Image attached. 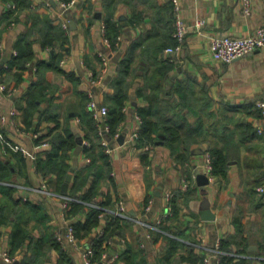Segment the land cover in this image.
I'll return each mask as SVG.
<instances>
[{
  "label": "crops",
  "instance_id": "1",
  "mask_svg": "<svg viewBox=\"0 0 264 264\" xmlns=\"http://www.w3.org/2000/svg\"><path fill=\"white\" fill-rule=\"evenodd\" d=\"M31 1L29 9L20 11L17 21L6 24L0 20V50L4 52V56L12 50L13 42L25 29L30 13L47 16L52 20L62 19L59 17L57 6L51 0ZM242 2V0H180L182 16L189 28L180 49L176 52L174 67L167 77L160 80L166 87L174 80H181L185 86L191 88L188 92L189 97L194 94L199 96L207 94L210 104L207 103L205 108L218 112L207 117L206 122L211 121V129L207 130V125L202 133L196 136L198 138L191 144V153L186 160L174 159L169 146L162 143L163 135H159L157 143L146 149L148 151L146 156L142 153L145 150L134 147L132 142L127 140L128 134L137 124L134 112L145 104L141 94H137V88L145 80L141 74L145 72L143 73L141 60L137 57L133 59L132 73L128 78L129 97L123 107L125 120L114 138L108 139L109 145L114 147L113 151L107 153L109 156L107 170L112 182L103 181L97 197L109 199L108 202L114 207L121 201L129 215L150 223H154L159 217L162 218V223L170 226L172 230L177 228L180 233L177 235L160 228L157 231L171 235L182 243L175 250L167 252L165 240L160 239L152 243L154 236L151 233L152 229L130 220L124 226L122 234H113L104 241L103 249L99 256H96L100 262L98 264H110L115 261L119 255L114 260L111 257L115 252L120 254L127 243L132 246L134 252L141 247L144 248L147 253L145 257L150 264H175L170 260L178 254L186 256L187 245L193 246L196 253L202 254L197 244H212L225 237L229 240V250L226 251L236 253L230 255L234 257L235 264H264V192L255 190L256 185L264 182V106L256 104L257 101L264 102V47H258L229 62L214 58L209 48V38L212 34L245 35L258 26L264 27V0H250L248 13L243 11ZM87 3L92 6L90 10L95 11V18L91 23L88 20L93 11L89 10ZM164 4H167L166 0H118L113 13L118 20L121 38L115 48H111L104 42L101 29L103 22L97 15L99 10L103 12V0H75L73 6L64 12L63 19H67L68 22L73 20L74 23L72 25L68 23L70 29L67 30L64 41L67 50L61 55L59 65L64 70L79 75L80 80L77 82L79 90L89 87L95 97L103 102L104 94L112 91L109 80L116 73L118 61L131 41L151 27L152 17L157 15L155 12L159 9H168V5ZM6 8L0 4V16ZM132 15L134 22H131ZM197 18L203 19L204 24L196 28L193 22ZM33 38L36 39L33 42L36 60H48L52 51L48 46H41V34L37 30H34ZM56 47L59 50L58 44ZM98 52L107 55L108 63L105 69L95 58ZM162 56H167L164 50ZM27 64L31 65L30 62ZM154 66L150 63L146 74H151ZM87 70L98 72L97 83L90 84ZM34 72L35 66L28 67L23 71L18 83L15 84L13 80L8 79L9 88L4 84L5 88L0 90V158L5 159L4 161L12 167L10 177L1 183L15 188L13 193L15 198L24 202L29 200L41 203L47 216L46 224L63 231L67 220L73 224L84 220L85 213L91 207H86L82 213L66 216V208L62 206L61 199L34 188L43 179L35 171L34 159L46 155L49 147L43 146L42 139L49 140L54 132L62 133L70 129L75 132L76 138L80 137L79 120L73 116L74 111L79 108V94L73 90L59 99V104L55 108L56 120L40 119L38 129L43 134L47 132V135L37 140L33 136V129L31 128V131L26 127L21 116L23 97L35 77ZM48 76L62 87L67 85L64 79L53 73H49ZM58 93V90L54 92L55 95ZM251 102L254 104L253 108H247L248 113H243L242 108ZM43 107L42 102L40 108ZM10 109H14L15 113L10 114ZM199 109V105L191 103L182 112L189 121L196 122ZM238 117H243V122L253 126L254 130L245 127L241 122H236ZM205 135L214 143L226 144L231 156L227 162L226 175L219 176L213 173L215 177L212 181H209L203 167L206 143L200 141V138ZM81 143L83 144L82 139ZM180 150H183L182 146ZM84 161L88 160L83 154L80 151L74 153L73 150V156L69 159L72 166L75 165L73 169ZM73 169L70 168L68 171L71 176L67 180V189ZM190 170L192 174L188 179L187 171ZM183 179L187 182L184 189L181 188ZM168 191H173V196L177 194L178 197L179 207L174 219L171 216H164L166 207L164 195ZM203 209H210L214 218L204 219ZM99 217L100 223L95 230H91L83 237L76 235L77 241L73 244L62 242L75 264H83L81 254L83 246L92 243L98 228H102L104 219L102 216ZM32 221L31 219L29 224ZM40 226L42 224L31 228V231L38 234ZM11 228L9 222L0 225V251L6 250L9 253ZM147 233L150 234L148 237ZM21 254L18 248L12 254V262L4 261L0 257V264H16ZM58 254V250L52 248L45 264H56ZM166 254H170L168 259ZM181 264L189 263L182 261Z\"/></svg>",
  "mask_w": 264,
  "mask_h": 264
},
{
  "label": "trees",
  "instance_id": "2",
  "mask_svg": "<svg viewBox=\"0 0 264 264\" xmlns=\"http://www.w3.org/2000/svg\"><path fill=\"white\" fill-rule=\"evenodd\" d=\"M10 1L16 4V8H6L0 16V20L5 21L6 24L17 21L19 19L20 11L22 9H29L31 0H2ZM118 0H103V12H97L100 19H102L104 30L103 37L107 38L111 43V48H115L117 35L120 33L118 20L114 17V7ZM168 5L167 10H157V15L152 17L151 27L143 34L134 38L125 53L120 58L116 66V73L109 80L112 87L111 92L104 94L103 103L107 105V114L104 123L107 124L108 130L99 128V122L93 117L91 110L87 108L89 96L85 90L77 88V82L80 80L79 75L73 71H66L59 65V59L64 51L67 50L65 46V39L67 28H63L61 21L57 19H50L47 16H40L37 13H30L28 15V23L25 29L18 35L13 42L12 50L7 54V59L0 66V80L9 88V81L13 80L18 83L21 79L23 71L28 67L35 66V77L30 86L24 94V105L21 106V116L27 128H32L33 131H39V136L35 139L47 135L38 129V124L41 118H49L56 120L55 108L59 104V99L70 91H76L78 96L79 108L74 111V118H79V129L81 130L80 137L75 136L72 130H65L64 132H54L50 140V147L46 151L44 157H37L34 159V168L37 173L42 176V181L48 184V187L54 192H62L70 196L78 197L80 200H70L68 207H65L66 216L74 215L75 213L84 212L88 207L89 202H97L103 207L112 209L109 199H101L97 197L99 194L100 184L104 181L112 182L109 176L107 166L109 165V156L104 151L100 142L101 138H114L115 134L119 132L121 123L125 120V112L123 110L124 104L129 97L128 84L129 77L132 73V62L134 58H139L140 64L143 65L144 83L137 88V94H141L145 104L136 109V112L142 119L139 129V136L137 139V146L149 145L153 146L157 143L159 135H163L162 143L169 146L175 160L184 161L191 153V144L198 138L202 131L207 128L211 129L209 121L206 122L207 117L217 114L212 110H208L207 103L210 100L206 95H192L189 97L188 88L181 82V80H174L169 87L163 86L160 78L167 77L168 73L174 67L175 62L169 56H162V52L167 45L174 43L172 36L173 32V14L172 3L166 0ZM52 6L51 3H48ZM92 9L91 4H86ZM67 11V10H66ZM91 12L93 10H90ZM95 11L92 12L89 23L95 18ZM134 14V13H133ZM131 22H134V16L131 17ZM34 30L41 34V46L46 47L52 51L48 60H36L35 51L33 49ZM56 44L60 48L57 50ZM4 56V52L0 50V61ZM98 61L100 58L95 56ZM30 62V66H28ZM153 63L155 66L151 74H146L148 66ZM139 66V65H138ZM93 76L96 78L97 71L93 70ZM53 73L59 78L64 79L66 86L62 87L52 81L48 74ZM10 79V80H8ZM188 83V82H187ZM58 90V95L54 92ZM50 92V94H48ZM192 99V101H191ZM43 102L44 107L40 108ZM191 103L199 105V117L197 121H189L183 113V109ZM253 102L242 108L243 113H248L247 108H253ZM36 117V120H34ZM225 120V119H224ZM236 122H241L245 127L254 130L248 123L243 122V117H238ZM57 123V122H56ZM31 129V131H32ZM51 128L48 130L50 134ZM158 133V134H157ZM81 138L85 143L82 144L80 152L88 161L77 164L73 169L70 184L66 191H62V183L66 178V174L71 168L72 164L69 159L73 156V150L77 144V139ZM200 141L206 143L205 151L211 155V172L225 176L227 169V162L230 159L228 146L226 144L219 145L211 141L209 136L205 135L200 138ZM208 140V141H207ZM203 142V143H204ZM183 147V150L181 149ZM147 150L143 151L144 156L147 155ZM22 155H19V157ZM23 158V156H22ZM5 159L0 158V225L11 223L9 239V254H12L20 248L21 257L16 264H45L48 254L52 248L58 250V257L56 264H75L70 256L67 248L63 243L57 239L56 233L59 230L57 227L46 224V213L43 206L39 202H32L29 200L21 201L15 198L13 193L15 188L1 183V181L10 177L12 167ZM106 170V171H105ZM187 174L190 179L192 171ZM108 178V179H107ZM183 194V193H182ZM99 198V199H98ZM178 197L175 194L172 199V213L171 218H176L179 203ZM110 205V206H109ZM101 208L91 207L85 218L82 221L74 223L75 234L79 237L85 236L91 230H95L100 223L99 213ZM104 223L102 225V232H97L96 237L93 238L92 245L95 247L96 256H99L103 249V243L110 238L111 235L122 234L124 226L130 221L122 216L114 215L113 213L104 210ZM36 222H30V220ZM42 224L38 229V234H34L31 228ZM159 228L179 235L177 228L172 230L167 224L160 223ZM154 234L151 242L156 243L160 239L165 240L166 251L170 252L181 245V241L171 235H167L162 231L151 230ZM220 245L222 249L229 250V240L220 238ZM240 251V249H237ZM147 255L144 248L137 249V252L132 250V246L127 243L125 248L119 254V257L110 264H150V261L145 257ZM170 254H166V259ZM232 258L226 255L225 259ZM202 254H198L193 250V246L187 245V254L176 255L172 258L175 264H181L186 261L189 264H201ZM169 261V262H170ZM100 263V262H98Z\"/></svg>",
  "mask_w": 264,
  "mask_h": 264
},
{
  "label": "built area",
  "instance_id": "3",
  "mask_svg": "<svg viewBox=\"0 0 264 264\" xmlns=\"http://www.w3.org/2000/svg\"><path fill=\"white\" fill-rule=\"evenodd\" d=\"M55 2V5L57 6V10L59 12V17L62 19L61 25L63 28L68 27V20L63 19L64 12L71 8L73 4L75 3V0H53ZM172 3V14H173V32L172 36L174 39V43L167 45L164 48V52L171 60L175 59L176 52L180 49L181 44L184 40V37L186 35L187 29L189 28V25L184 21L182 12H181V3L180 0H170ZM242 9L245 13L250 12V0H242ZM0 4L7 8H15L16 4L14 2L10 1H2L0 0ZM202 24H204V20L201 18H197L193 22V26L200 27ZM101 29L104 30L103 23L101 24ZM104 38V37H103ZM120 34L117 35V41L116 44L120 41ZM104 42L108 47H111V43L107 38H104ZM258 47H264V27L258 26L253 31H251L248 34L245 35H218V34H212L209 38V48L211 51V54L214 58L221 60L223 62H229L235 58L241 57L245 55L246 53L258 48ZM98 57L100 58V63L103 66V69L106 68V65L108 63L107 55L103 52H98ZM87 76L89 78L90 84H95L99 81L98 78H95L93 76V72L91 70L86 71ZM5 88L4 83L0 80V90H3ZM86 93L89 96V100L87 102V108L91 110L93 117L96 119L97 122H99V128L105 130H108L107 124H105L103 121L107 114V105L100 100H98L92 89L89 87L85 89ZM256 104L258 106H264V102L257 101ZM10 114H14L15 110L10 109ZM135 120L137 121V124L133 130L130 131V133L127 136V140L131 141L133 146L138 149L146 150L149 148V145H141L140 147L137 146V139L139 136V129L141 126L142 119L139 116L137 112H134ZM77 120L79 118L76 117ZM1 120H3V117H1ZM39 131H33V136H39ZM85 143V140L82 141ZM103 149L106 153H110L113 151L114 147L109 145L108 140L106 137L101 138L100 140ZM43 146L50 147V142L47 138L42 139ZM24 152V149H22ZM87 160L89 158H86ZM203 167L205 172L207 173V177L209 181H212L214 179V174L211 172V155L209 152H204V161H203ZM187 185V182L182 180V186L181 188L184 189ZM37 191H40L46 195H50L53 197H57L61 199L62 206L65 208L68 205V202L70 200H80L78 197L70 196L62 192H54L53 190L49 189L48 186L44 181H42L38 186L34 187ZM255 190L258 192H264V182L259 183L255 186ZM165 200H166V207L164 216H169L172 213V203L171 199L173 197V191H168L165 193ZM90 207L95 208H101L102 211H100L99 216H103V211L107 210L114 215H119L122 217H125L131 221L139 222L147 229L152 230H160L159 229V223L162 221V218H158L154 223L147 222L145 220H142L141 218H138L134 215H129L127 213V210L125 208V205L123 202L118 201L114 208H106L98 204L97 202H89L88 204ZM98 231L101 232L102 230L98 228ZM97 231V232H98ZM150 234L147 233V237ZM56 237L61 242L67 241L71 244L75 243L77 241V237L75 234V228L72 221L67 220V223L65 224V227L63 228V231L59 230L56 233ZM110 242V240H108ZM198 248L202 252V259L201 264H235L234 260L232 258L223 259L224 255H236V253L231 251H226L221 248L219 239L216 240L212 244H206V243H199L197 244ZM82 259L83 264H98L99 260L96 259V253L95 248L92 245V243L87 244L83 246L82 251ZM119 253L115 252L114 255L111 257V259H116L118 257ZM0 257L4 261L12 262L13 256H11L6 250L0 251Z\"/></svg>",
  "mask_w": 264,
  "mask_h": 264
},
{
  "label": "water",
  "instance_id": "4",
  "mask_svg": "<svg viewBox=\"0 0 264 264\" xmlns=\"http://www.w3.org/2000/svg\"><path fill=\"white\" fill-rule=\"evenodd\" d=\"M51 1H52V3L55 4V2H54L53 0H51ZM73 23H74L73 20H70V21H69V24H70V25H72ZM6 59H7V57H6V56H3V58L1 59V62H0V66L3 64V62H4ZM81 147H82L81 139L78 138V139H77V144H76V146H75V148H74V153H78V152L80 151ZM74 166H75V165H73V166L71 167V170L73 169ZM70 176H71V173L68 172V173L66 174V180H65V181L63 182V184H62V188H61L62 191H66V189H67V180L70 178ZM206 179H207V178H206ZM203 218H204V219H212V218H214V214L211 213L210 209H203ZM152 264H153V263H152ZM154 264H155V263H154Z\"/></svg>",
  "mask_w": 264,
  "mask_h": 264
}]
</instances>
